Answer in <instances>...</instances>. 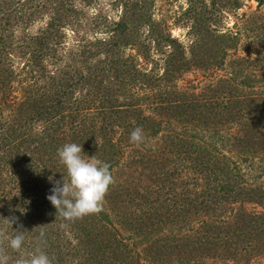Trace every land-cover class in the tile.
<instances>
[{"label":"rangeland","instance_id":"374dc122","mask_svg":"<svg viewBox=\"0 0 264 264\" xmlns=\"http://www.w3.org/2000/svg\"><path fill=\"white\" fill-rule=\"evenodd\" d=\"M51 1L0 0V35L12 44L3 63L11 79L0 85V255L7 264L37 247L51 264H264V3ZM26 7L39 13L29 26L15 22L16 15L27 16ZM125 9L132 42L124 56L152 80L134 75L122 94L82 103L78 115L65 102L51 118L57 120L35 121L29 129L25 114L44 93L27 87L31 70L44 81L60 69L85 74L104 58L100 40ZM63 12L71 17L58 41L30 49L27 39ZM180 56L188 68L169 72L168 60L176 66ZM104 127L119 152L100 210L112 224L93 223L89 214L66 221L46 198L55 181L67 182L57 149L77 143L85 159L97 158L87 148L94 147L92 133ZM136 127L144 136L140 144L129 139ZM47 128L57 133L56 152H30L28 145ZM153 130L159 132L149 135ZM222 180L232 193L217 191ZM138 226L152 237L123 263L121 243L137 237ZM17 229L24 241L13 250L9 240Z\"/></svg>","mask_w":264,"mask_h":264},{"label":"trees","instance_id":"16d2710c","mask_svg":"<svg viewBox=\"0 0 264 264\" xmlns=\"http://www.w3.org/2000/svg\"><path fill=\"white\" fill-rule=\"evenodd\" d=\"M91 1V0H87ZM51 1V3H53ZM259 3H264V0H259ZM131 8H134V6H131ZM27 12V16H24L25 14L20 13L15 16V22L21 20L27 22V25L29 26L31 22H34L38 19L39 13L38 11H34L32 8H30L31 11H29V7L24 8ZM22 12V11H21ZM74 15V14H73ZM128 11L125 9L124 14L121 16L120 20L115 21L114 26L112 27L109 36L106 35V38H103L100 40L101 42V49L98 53H102L104 55V58H102L99 63L95 62L93 63L91 68H87V72L85 74L81 72L74 71L72 74L68 75L63 69H60L56 71L53 75L47 76V80H43L42 78L36 80L35 74H33V71L30 72V80L31 82H27V87H29L31 90L39 91V89H43V98L39 99L36 98V102L34 103V106L30 108L31 111H29L27 114V126L30 129V124L32 122H42L46 123L48 122L52 117H56L58 112H61L65 106L64 103L66 102L67 108L71 109L75 114H79L81 104H85L87 101L92 100L91 102L98 101L101 99L100 97H103L105 95L109 94H122L124 85L127 84L130 81V78L134 75H137L139 77L148 76L145 74V72L142 70H139L137 66L131 65L128 63V58H125L124 56V46H128L132 40L127 37L129 34L131 25L128 24L127 18H128ZM144 15V14H143ZM53 16V17H52ZM50 21L45 25V27L42 29H39L38 35H33L31 39H27L26 45L31 49H38L41 50L48 41L56 40L58 41V31L62 26L64 25L65 21L68 20L71 16H66V14L59 13L58 18L55 19V15H52ZM130 16H137L133 13L130 14ZM13 20V16L11 17ZM24 19V20H23ZM165 39L169 41L170 43L173 42L169 36H166ZM12 44L8 43L6 38L0 35V66H2V74H0V85L4 84L7 85V82L11 79V73H8L6 75L5 70L7 68H4L3 63H5V60H8V52L7 49L10 48ZM58 46L55 42V48ZM94 56V55H93ZM5 59V60H4ZM4 60V62H3ZM180 60V62H179ZM171 60H168L167 67L165 64V67L167 69H170V71H173L172 73H178L185 71L188 66H185V61L183 56L177 57V64L174 65V60H172V63H170ZM97 64V65H96ZM173 64V67L171 66ZM10 65V63L8 64ZM175 66V67H174ZM1 76L4 78L1 79ZM102 77L100 80H98L97 77ZM154 76L150 75L147 78H145L148 81H151ZM142 79V78H138ZM137 80V79H136ZM44 81V82H43ZM248 82H251V80H248ZM123 84V87H122ZM118 85V87H116ZM250 85V84H248ZM251 86V85H250ZM82 90L83 92L79 95V90ZM120 92H117L119 91ZM77 91V92H76ZM30 93V92H29ZM4 95V92L0 93ZM37 96H39V92H36ZM32 98L35 99V97L32 96ZM90 103V102H88ZM22 103L21 105H23ZM187 105V104H186ZM172 106L173 103H172ZM101 107V106H100ZM105 107V106H104ZM102 111V110H101ZM100 114V112H99ZM76 116V115H73ZM49 117V118H48ZM70 123L73 122V118L70 117ZM57 120L56 118H54ZM54 119H51L55 121ZM61 120V119H60ZM64 120H62L63 122ZM60 122V121H59ZM105 122V121H103ZM23 126V125H22ZM108 127V124H107ZM102 128V127H101ZM105 127L103 130L100 129L98 135H96L95 132L92 133L90 136L91 142L94 143V147H88L87 149H93L92 152H96L97 158L103 162H107L110 165V170L112 172V169L117 165L118 162V155L119 152L114 148V145L111 142V138L106 133ZM159 132V130H153L149 133V135H156ZM23 134V133H22ZM43 135H38V144L37 142L30 143L33 144V147H30L28 145L27 149L31 152L32 150H42V149H49L54 144V137L56 139L57 133L50 132V130L47 128L43 131ZM101 137L102 142H99L97 140ZM24 139L26 141H29L27 139V134L24 135ZM60 141L64 138V136L58 138ZM57 140V139H56ZM31 142V141H30ZM6 145H9L8 143ZM5 145V146H6ZM52 149V150H51ZM51 152L55 153L56 148H51ZM53 155V154H51ZM51 155L48 154L50 157ZM206 163V162H204ZM66 181H68V176L65 177ZM219 179V178H218ZM220 186L218 187L217 191L225 192V193H232L233 187L222 180V183H218ZM217 184V185H218ZM241 193V192H240ZM240 193H235V196L240 195ZM234 195V194H233ZM88 215V214H87ZM90 216H92L93 223L96 224H106L110 223L111 221L108 219L106 215H104L101 211L90 213ZM60 218L62 217L59 213ZM128 222V220H126ZM258 222L256 220H253L250 225H253L252 229H255V225ZM134 233H136L135 238L132 236L126 237L125 244L121 243L123 247V253L121 260L123 263H127V257H131L130 253L133 252V257L136 255L135 251H133L134 246L137 247L140 243L143 242L148 243V241L152 237V232H147L141 226L134 227L133 230ZM117 234L116 232L113 233ZM165 247V243L163 245V248ZM172 247V245H170ZM176 247L173 245V248ZM120 248V247H119ZM157 252H160V249L158 248ZM182 256V255H181ZM183 260L184 257L182 256ZM154 262L156 260L154 259ZM154 264V263H151ZM180 264H184V262H181ZM187 264V263H185ZM197 264V262H196ZM200 264H203V262H200Z\"/></svg>","mask_w":264,"mask_h":264},{"label":"clouds","instance_id":"9594fccd","mask_svg":"<svg viewBox=\"0 0 264 264\" xmlns=\"http://www.w3.org/2000/svg\"><path fill=\"white\" fill-rule=\"evenodd\" d=\"M129 139L132 143H142V129L134 128ZM57 153L60 163L66 168L68 181L65 182L64 178L63 183L55 181L46 197L56 212L66 221H72L100 211L104 196L109 186L114 183L110 165L95 155L85 159L82 156V146L77 143H66L57 149ZM49 179L51 180V177ZM23 241L24 231L17 229L9 240V246L13 250H20ZM7 259L6 256L0 255V264H7ZM15 264H51V260L37 247L28 258L21 256Z\"/></svg>","mask_w":264,"mask_h":264}]
</instances>
